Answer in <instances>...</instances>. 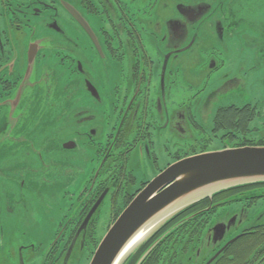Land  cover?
Segmentation results:
<instances>
[{
    "label": "flooded vegetation",
    "instance_id": "af4514ba",
    "mask_svg": "<svg viewBox=\"0 0 264 264\" xmlns=\"http://www.w3.org/2000/svg\"><path fill=\"white\" fill-rule=\"evenodd\" d=\"M159 1L0 0V131L11 121L15 133H31L22 139L28 158L59 146L75 151L79 142L98 153L84 189L74 196V213L58 225L46 264H69L75 250L90 261L103 238L102 209L109 211L108 230L173 163L227 147L264 145V96L242 105L231 100V80L220 75L224 63L210 47L227 34L222 3L171 0L170 12L157 16ZM202 27L209 32V50L199 39ZM201 51L207 61L189 70ZM99 71L103 79L97 81ZM257 82L264 87V77ZM72 86L79 97L60 95ZM206 92L212 96L204 98ZM28 108L35 118L26 127L28 111L19 109ZM52 109L51 116L44 112ZM63 119L70 120L68 137L61 133ZM260 199L264 184L204 198L164 225L126 264H137L178 225L142 264H206L216 254L215 264H264V210L251 213ZM3 205L0 199V242L1 217L11 211ZM34 250L19 246L20 264L24 252ZM9 257L1 253V263Z\"/></svg>",
    "mask_w": 264,
    "mask_h": 264
},
{
    "label": "rangeland",
    "instance_id": "374dc122",
    "mask_svg": "<svg viewBox=\"0 0 264 264\" xmlns=\"http://www.w3.org/2000/svg\"><path fill=\"white\" fill-rule=\"evenodd\" d=\"M170 1H159L157 16L170 12L166 8L172 5ZM217 5L224 8L228 17L225 23L227 34L220 43L214 40L211 43L209 32L202 27L199 29L201 45L208 49L210 42V47L216 48V54L224 63L219 71L220 75L227 73L231 80V100L238 105L256 103L264 96V87L257 82L264 77V0H219ZM200 55L202 59L195 57L192 61L195 65L189 63L192 65L189 70H196L197 66L207 61L206 51H201ZM100 78L103 79V75L99 71L97 81ZM239 78L244 85H237L236 79ZM43 89L45 91L47 88L43 85ZM77 90L74 86L68 87L61 90L60 95L75 97L79 95ZM44 95L45 92L41 96ZM23 96L24 100H28L30 92H25ZM209 96L212 94L208 92L203 95L204 98ZM82 99H85L83 94ZM47 102L43 101L42 104L47 105ZM30 109H19L28 111L25 116L26 127L35 118L29 114ZM50 110L44 112L50 113V116L55 114L56 109H52V112ZM260 119L264 120L263 117ZM61 121L63 127H66L61 129V133L68 137L70 120ZM2 123L3 120L0 119V128ZM10 123L11 121L6 127L4 125L5 131H0V199L4 208L8 206L11 210H7V216L3 214L1 217L5 233L1 236L0 254L6 259L7 254L10 257L6 263H1L0 259V264H20L19 246L24 245L35 246L33 252H24L25 264H46L48 252L60 231L58 225L64 220V215L74 213L77 204L74 196L84 189L83 183L88 178L90 166L97 160L98 153L79 142L75 151H66L59 146L54 147L53 151L46 149L40 153L39 159L28 158L24 154L25 141L22 139L30 137L31 133H15L11 130ZM256 125L261 126L259 119ZM7 197H11L9 202ZM263 210L264 199H260L251 213ZM108 212L105 206L99 217V234L103 238L109 230L104 228L108 222ZM91 260L87 258L86 252L80 254L75 250L69 264H90Z\"/></svg>",
    "mask_w": 264,
    "mask_h": 264
},
{
    "label": "water",
    "instance_id": "95a60500",
    "mask_svg": "<svg viewBox=\"0 0 264 264\" xmlns=\"http://www.w3.org/2000/svg\"><path fill=\"white\" fill-rule=\"evenodd\" d=\"M261 183L264 145L227 147L183 158L158 174L130 202L110 226L90 264H126L164 225L192 204L226 190ZM178 226L159 238L137 264H142ZM218 256L206 264H215Z\"/></svg>",
    "mask_w": 264,
    "mask_h": 264
},
{
    "label": "trees",
    "instance_id": "16d2710c",
    "mask_svg": "<svg viewBox=\"0 0 264 264\" xmlns=\"http://www.w3.org/2000/svg\"><path fill=\"white\" fill-rule=\"evenodd\" d=\"M261 184H264V183H261ZM254 185H259V184H254ZM248 186H252V185H248ZM245 187V186H244ZM240 188V187H239Z\"/></svg>",
    "mask_w": 264,
    "mask_h": 264
},
{
    "label": "bare ground",
    "instance_id": "6f19581e",
    "mask_svg": "<svg viewBox=\"0 0 264 264\" xmlns=\"http://www.w3.org/2000/svg\"><path fill=\"white\" fill-rule=\"evenodd\" d=\"M141 236H142V234H141L139 237H141ZM137 239H138V238H136V240H134L133 242L137 241Z\"/></svg>",
    "mask_w": 264,
    "mask_h": 264
}]
</instances>
